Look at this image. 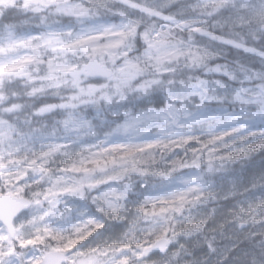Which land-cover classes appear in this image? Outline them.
Instances as JSON below:
<instances>
[{
	"label": "snow or ice",
	"instance_id": "obj_1",
	"mask_svg": "<svg viewBox=\"0 0 264 264\" xmlns=\"http://www.w3.org/2000/svg\"><path fill=\"white\" fill-rule=\"evenodd\" d=\"M257 156L264 0H0V264H264Z\"/></svg>",
	"mask_w": 264,
	"mask_h": 264
},
{
	"label": "rangeland",
	"instance_id": "obj_2",
	"mask_svg": "<svg viewBox=\"0 0 264 264\" xmlns=\"http://www.w3.org/2000/svg\"><path fill=\"white\" fill-rule=\"evenodd\" d=\"M229 55H233L234 57L236 56H240V57H243V53H237L235 50H232ZM264 162V157H260V156H257V160L255 162V164L253 165V168H252V175H255L256 178L258 179L259 178V173L261 171V163ZM225 191H227V187L225 188ZM217 208H220V207H225V208H228L229 211H231V206L227 203H222V204H218L216 206ZM219 219V218H218ZM211 227V225H210Z\"/></svg>",
	"mask_w": 264,
	"mask_h": 264
},
{
	"label": "trees",
	"instance_id": "obj_3",
	"mask_svg": "<svg viewBox=\"0 0 264 264\" xmlns=\"http://www.w3.org/2000/svg\"><path fill=\"white\" fill-rule=\"evenodd\" d=\"M230 56H232V57H234L233 55H230ZM227 186H225V188H226ZM217 206V205H216Z\"/></svg>",
	"mask_w": 264,
	"mask_h": 264
}]
</instances>
